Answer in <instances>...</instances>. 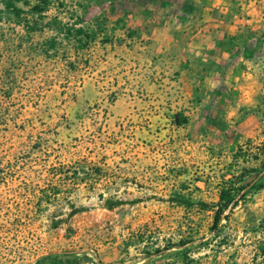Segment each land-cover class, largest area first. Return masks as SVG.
Instances as JSON below:
<instances>
[{
    "label": "rangeland",
    "instance_id": "rangeland-1",
    "mask_svg": "<svg viewBox=\"0 0 264 264\" xmlns=\"http://www.w3.org/2000/svg\"><path fill=\"white\" fill-rule=\"evenodd\" d=\"M135 2L0 0V264H264V0Z\"/></svg>",
    "mask_w": 264,
    "mask_h": 264
},
{
    "label": "crops",
    "instance_id": "crops-1",
    "mask_svg": "<svg viewBox=\"0 0 264 264\" xmlns=\"http://www.w3.org/2000/svg\"><path fill=\"white\" fill-rule=\"evenodd\" d=\"M133 1V4H135V1L137 0ZM139 1L143 4L145 3V5L148 3L149 5L159 8H162V5H165L166 17L169 19L174 17L179 21L184 20L182 14L185 9L187 10L188 6L191 7L192 20L196 26L198 25V43L194 45L192 52L198 54L197 58L213 60L215 59L216 53H220V55L222 53V49L220 47H216L209 42L210 38L213 37L211 28L222 27V22L220 21L217 22L218 24L215 27L212 24L213 18L211 16V12L213 9H218L221 13H225L228 9L227 6L231 3L240 4L248 1L249 4L254 5L259 4L262 0H138V2ZM220 32L221 31H214V34H217L218 36Z\"/></svg>",
    "mask_w": 264,
    "mask_h": 264
},
{
    "label": "trees",
    "instance_id": "trees-1",
    "mask_svg": "<svg viewBox=\"0 0 264 264\" xmlns=\"http://www.w3.org/2000/svg\"><path fill=\"white\" fill-rule=\"evenodd\" d=\"M261 151L264 152V139L260 143ZM261 165H263L261 163ZM263 167H261V170ZM80 169L75 166H68L67 164H58L56 167H51L50 169H45L44 173L46 175H79L80 174ZM248 171L247 174H249ZM82 173V172H81ZM250 186V183L232 188L231 193H228L227 195L223 196L222 192L219 194V199L217 203L215 204L216 211L214 213V219H213V227L217 224L218 220L220 219L221 214L227 210L229 211L238 201L239 198L242 196L240 193L246 188ZM59 190L55 187L51 188L46 192V198H51L55 199Z\"/></svg>",
    "mask_w": 264,
    "mask_h": 264
}]
</instances>
